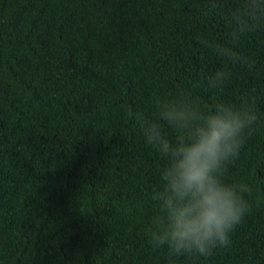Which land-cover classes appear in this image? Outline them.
I'll use <instances>...</instances> for the list:
<instances>
[{
    "label": "trees",
    "instance_id": "1",
    "mask_svg": "<svg viewBox=\"0 0 264 264\" xmlns=\"http://www.w3.org/2000/svg\"><path fill=\"white\" fill-rule=\"evenodd\" d=\"M157 96L258 116L223 177L251 211L207 258L145 232L167 161L136 114ZM0 264H264V0H0Z\"/></svg>",
    "mask_w": 264,
    "mask_h": 264
},
{
    "label": "clouds",
    "instance_id": "2",
    "mask_svg": "<svg viewBox=\"0 0 264 264\" xmlns=\"http://www.w3.org/2000/svg\"><path fill=\"white\" fill-rule=\"evenodd\" d=\"M230 73L217 71L209 86L222 88ZM156 119L136 114L145 142L167 164L160 171L158 204L145 228L153 248L167 246L175 256L210 257L231 244V233L251 211L254 189L246 182L226 183L229 164L238 158L258 119L250 103H219L203 111L190 97L154 100ZM166 124L175 133L169 139Z\"/></svg>",
    "mask_w": 264,
    "mask_h": 264
}]
</instances>
